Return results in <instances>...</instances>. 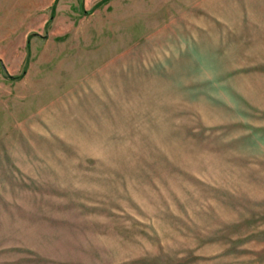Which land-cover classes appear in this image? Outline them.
Instances as JSON below:
<instances>
[{"label":"rangeland","instance_id":"1","mask_svg":"<svg viewBox=\"0 0 264 264\" xmlns=\"http://www.w3.org/2000/svg\"><path fill=\"white\" fill-rule=\"evenodd\" d=\"M0 264H264V0H0Z\"/></svg>","mask_w":264,"mask_h":264}]
</instances>
